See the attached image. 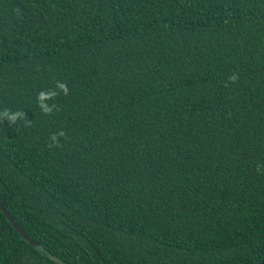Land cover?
Returning <instances> with one entry per match:
<instances>
[{
  "label": "trees",
  "instance_id": "obj_1",
  "mask_svg": "<svg viewBox=\"0 0 264 264\" xmlns=\"http://www.w3.org/2000/svg\"><path fill=\"white\" fill-rule=\"evenodd\" d=\"M0 202V264L262 263L264 0H0Z\"/></svg>",
  "mask_w": 264,
  "mask_h": 264
},
{
  "label": "water",
  "instance_id": "obj_2",
  "mask_svg": "<svg viewBox=\"0 0 264 264\" xmlns=\"http://www.w3.org/2000/svg\"><path fill=\"white\" fill-rule=\"evenodd\" d=\"M0 208H1V210L3 211V213H5L6 214V212H5V210L3 209V207H2V205H1V202H0ZM8 217V219H9V221L13 224V226L16 228V230L21 234V235H23L24 236V238L27 240V241H29L30 243H32L31 242V240L14 224V222L11 220V218L9 217V216H7ZM260 264H264V261L262 262V263H260Z\"/></svg>",
  "mask_w": 264,
  "mask_h": 264
}]
</instances>
